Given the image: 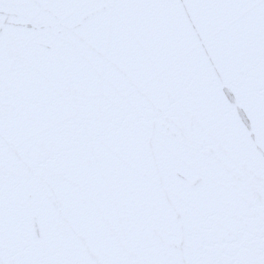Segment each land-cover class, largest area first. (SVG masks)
Wrapping results in <instances>:
<instances>
[{
    "label": "snow or ice",
    "instance_id": "1",
    "mask_svg": "<svg viewBox=\"0 0 264 264\" xmlns=\"http://www.w3.org/2000/svg\"><path fill=\"white\" fill-rule=\"evenodd\" d=\"M0 264H264V0H0Z\"/></svg>",
    "mask_w": 264,
    "mask_h": 264
},
{
    "label": "water",
    "instance_id": "2",
    "mask_svg": "<svg viewBox=\"0 0 264 264\" xmlns=\"http://www.w3.org/2000/svg\"><path fill=\"white\" fill-rule=\"evenodd\" d=\"M222 86L228 90H231V85L227 81H222Z\"/></svg>",
    "mask_w": 264,
    "mask_h": 264
}]
</instances>
